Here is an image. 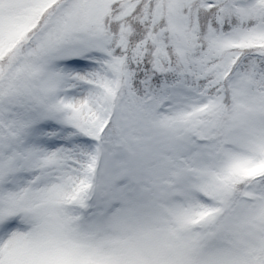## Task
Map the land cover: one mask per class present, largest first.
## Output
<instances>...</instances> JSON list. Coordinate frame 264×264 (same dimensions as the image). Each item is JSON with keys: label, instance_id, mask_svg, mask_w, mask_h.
I'll return each mask as SVG.
<instances>
[{"label": "snow or ice", "instance_id": "snow-or-ice-1", "mask_svg": "<svg viewBox=\"0 0 264 264\" xmlns=\"http://www.w3.org/2000/svg\"><path fill=\"white\" fill-rule=\"evenodd\" d=\"M0 264H264V0H0Z\"/></svg>", "mask_w": 264, "mask_h": 264}]
</instances>
